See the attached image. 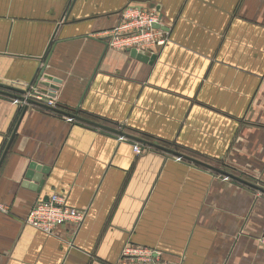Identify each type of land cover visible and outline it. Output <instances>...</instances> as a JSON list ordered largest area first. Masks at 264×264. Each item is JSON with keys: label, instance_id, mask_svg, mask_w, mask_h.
<instances>
[{"label": "crops", "instance_id": "obj_1", "mask_svg": "<svg viewBox=\"0 0 264 264\" xmlns=\"http://www.w3.org/2000/svg\"><path fill=\"white\" fill-rule=\"evenodd\" d=\"M73 1L0 0V84L26 90L49 59L61 113L84 119L0 93V264H120L131 244L168 264H264V195L139 142L264 189V0ZM131 7L160 15L167 45L152 64L109 47L93 76ZM55 194L84 222L26 225Z\"/></svg>", "mask_w": 264, "mask_h": 264}, {"label": "built area", "instance_id": "obj_2", "mask_svg": "<svg viewBox=\"0 0 264 264\" xmlns=\"http://www.w3.org/2000/svg\"><path fill=\"white\" fill-rule=\"evenodd\" d=\"M156 25L160 26V29L155 28ZM161 26V17L156 11L139 7L128 8L122 13L119 25L110 32L107 39L109 47L120 51L136 50L145 54H153L155 49L163 48L168 43V38ZM31 101L47 107V109H43L50 111L49 113L61 115L70 124L76 122L74 117L56 112L62 109L57 100L54 97L38 93L35 87L21 98H16L15 103L22 109H26L33 106ZM51 109L56 111H51ZM118 138L120 142L129 141L124 135H119ZM133 147L136 154L139 155L143 152L140 144H135ZM177 160L182 161L179 157ZM0 212H6L2 205H0ZM85 218L86 213L70 207L65 196L55 194L48 201L38 202L28 214L25 224L52 235L58 227L63 225L72 224L79 227ZM261 241L264 247V237ZM120 264L168 263L163 261L161 251L131 244L124 249Z\"/></svg>", "mask_w": 264, "mask_h": 264}, {"label": "water", "instance_id": "obj_3", "mask_svg": "<svg viewBox=\"0 0 264 264\" xmlns=\"http://www.w3.org/2000/svg\"><path fill=\"white\" fill-rule=\"evenodd\" d=\"M75 2V0L73 1V3ZM155 28L157 29H160V26L156 25ZM163 29V28H162ZM164 30V29H163ZM165 31V30H164ZM102 44L105 45V50L100 58V61L95 69V72H94V75H96L98 69H99V66H100V63L102 61V59L104 58L107 50L109 49V44H108V40L107 39H103L100 41ZM131 56L142 61V62H145V63H153L156 59L155 56H152V57H149L147 54H145L144 52H138L136 50H130L129 51ZM48 63H49V59L46 61V63L43 65L41 64L33 81L31 82V85L29 86V88H27L26 90H21V89H17L15 87H12L10 85H7V84H0V93H4V92H11L13 94V97L14 98H21L23 95H25L26 93H28L29 91H32V88L33 86H35L36 90L38 93H41V94H44V95H48L50 97H55L56 94L53 92V91H58L60 89L59 85L62 84V80L58 79V78H55L51 75H48L46 73V69H47V66H48ZM41 87H44L41 88ZM47 89H50L51 91H48ZM6 94V93H5ZM16 94V95H15ZM31 104L35 105V106H39L41 108H46L45 106H43L42 104H39L37 102H34V101H31L30 102ZM28 108L25 109L24 112L27 111ZM50 110V109H49ZM51 111H56V110H52ZM60 114H62L60 111H56ZM71 116V115H70ZM74 118H76L77 120H83L77 116H74ZM89 124H92L102 130H105V131H109V132H114V133H118L120 135H125L124 133L122 132H118L110 127H107V126H104V125H100V124H96V123H93V122H90V121H85ZM126 136V135H125ZM14 137V136H13ZM12 137V138H13ZM139 140V139H138ZM11 142H12V139H11ZM10 142V143H11ZM139 142L143 145V146H151V147H154L156 149H159L161 151H164V152H167V153H170V154H173V155H176V156H179V158H184L185 160H188V161H191L197 165H200L202 167H205L209 170H212L214 172H218L228 178H231L237 182H239L240 184L242 185H245L251 189H254L258 192H260L262 195H264V189L255 185V184H252L244 179H241L239 177H236L234 175H230L229 173H226V172H223V171H220L214 167H211L205 163H202L198 160H195V159H192L190 157H186L182 154H179V153H175L169 149H166V148H163L162 146H159V145H155L151 142H148V141H145V140H139ZM10 146V144H9ZM9 146L7 147V149L9 148ZM48 172V169L46 168H41L38 164L36 163H33L31 166H30V171L28 172V175H27V179L29 181H34L37 185H30L29 183V187H31V189L33 190H39L42 186H43V175L46 174Z\"/></svg>", "mask_w": 264, "mask_h": 264}, {"label": "trees", "instance_id": "obj_4", "mask_svg": "<svg viewBox=\"0 0 264 264\" xmlns=\"http://www.w3.org/2000/svg\"><path fill=\"white\" fill-rule=\"evenodd\" d=\"M45 111H47L46 109H45ZM48 112H50V111H48ZM84 120V119H83Z\"/></svg>", "mask_w": 264, "mask_h": 264}, {"label": "rangeland", "instance_id": "obj_5", "mask_svg": "<svg viewBox=\"0 0 264 264\" xmlns=\"http://www.w3.org/2000/svg\"><path fill=\"white\" fill-rule=\"evenodd\" d=\"M249 180V179H248ZM229 181V180H228ZM231 181V180H230ZM250 181V180H249Z\"/></svg>", "mask_w": 264, "mask_h": 264}]
</instances>
